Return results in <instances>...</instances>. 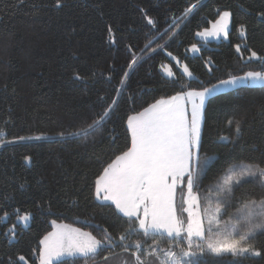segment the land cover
Returning <instances> with one entry per match:
<instances>
[{
	"label": "trees",
	"instance_id": "trees-1",
	"mask_svg": "<svg viewBox=\"0 0 264 264\" xmlns=\"http://www.w3.org/2000/svg\"><path fill=\"white\" fill-rule=\"evenodd\" d=\"M100 2L103 19L94 7L96 0H66V6L58 11L49 7L39 13L28 4L17 8V0H0V129L7 139L29 135L52 138L0 147V217L5 211L9 213L6 222L0 220L2 264H9L17 255L36 264L34 250L52 230L53 219L98 237L96 225L116 224L113 211L97 206L92 193L103 162L114 158L113 151L127 142V115L142 110L154 99L176 94L182 86L179 78L192 89L201 90L230 75L260 70L258 62H246L249 53L244 49L264 55V20L260 15L264 13V0H200L174 39L169 40L171 33L162 39L157 34L159 44L151 45L158 48L168 41L166 50L188 65L193 79L182 77L175 61L164 52L154 53L152 58L145 55L130 73L105 130L98 132L94 141L90 137L87 142H55L60 130H73L70 126L102 111L99 96L107 97L108 102L115 98L113 89L131 59L129 47L139 53L154 38L148 34L139 10L145 9L162 32L173 14L179 16L196 0ZM218 10L231 12L228 39L218 43L198 41L195 33L209 28L218 18ZM106 22L116 29L114 45L107 43ZM241 24L247 30L243 39L237 32ZM193 43L200 48L196 56L187 51ZM237 44L241 52L236 51ZM163 63H169L177 74L175 84L163 74ZM74 71L85 75L86 82L74 81ZM109 72L113 75L111 82L104 79ZM229 119L242 121L243 132L239 139L233 136V143L221 147L220 137L229 135ZM202 144L201 155L212 156L220 163L236 158L260 159L264 153V90H231L211 97L205 106ZM25 155L31 156L30 164L24 163ZM210 183L211 178L205 179L201 191ZM16 209L21 214L30 212L32 219L27 228L18 226L16 239L10 242L4 233L16 222ZM110 231L117 235L116 228ZM242 264H264V259H247Z\"/></svg>",
	"mask_w": 264,
	"mask_h": 264
},
{
	"label": "snow or ice",
	"instance_id": "snow-or-ice-1",
	"mask_svg": "<svg viewBox=\"0 0 264 264\" xmlns=\"http://www.w3.org/2000/svg\"><path fill=\"white\" fill-rule=\"evenodd\" d=\"M25 4L30 5L34 13H39L49 7L58 11L66 6V0H17L16 7ZM199 4L200 0H196L185 6L179 16L173 14L162 32L158 22L141 8L139 11L148 34L154 38L139 53L129 47L131 59L113 89L115 98L108 102L107 97L99 96L102 111L70 126L73 130H60L55 142H87L90 137L94 141L96 134L105 130L130 73L145 55L152 58L154 53L164 52L170 61H175L182 77L193 79L188 65L166 50L168 41L158 48L151 45L159 44V39L169 33V40L174 39L181 23ZM94 7L100 10L103 19L100 0H96ZM260 15L264 20V13ZM230 20V11L218 10V18L210 22L211 29L197 31L195 36L205 40L223 36L227 40ZM105 31L107 43L114 45L116 29L106 22ZM246 31L244 24L237 28L242 39L246 37ZM157 34L159 39L155 38ZM235 47L237 52L242 51L240 44ZM244 50L249 53L246 62H258L260 70L230 75L201 90L192 89L179 78L182 86L176 94L161 96L142 110L127 115L124 122L127 142L123 148L113 151L114 158L103 162L92 193L99 202L97 206L113 211L116 224L96 225L98 237L91 231L58 224L53 219L52 230L39 240L38 248L34 250L38 256L36 264H111L113 260H120L122 264H242L247 259H264V153L258 160L236 158L224 163L212 156L201 155L206 102L226 89L264 90V55L251 48ZM187 51L197 53L200 48L193 43ZM161 70L168 81L177 82V74L169 63H163ZM91 75L95 76V72ZM72 79L86 82L85 75L79 71L73 72ZM104 79L111 82L112 73ZM227 127L229 135L220 137L221 147L233 143V136L239 139L243 122L229 119ZM51 139L45 135L7 139L0 129V147ZM115 140L113 137L112 144ZM23 160L26 165L30 164L31 156L25 155ZM210 178L212 183L201 191L204 180ZM14 214L16 222L4 233L10 242L16 239L18 226L27 227L32 219L30 212L21 214L16 209ZM8 219L9 213L5 211L0 220L6 222ZM110 228H116V236ZM9 264H29V261L24 255H17L10 258Z\"/></svg>",
	"mask_w": 264,
	"mask_h": 264
},
{
	"label": "rangeland",
	"instance_id": "rangeland-1",
	"mask_svg": "<svg viewBox=\"0 0 264 264\" xmlns=\"http://www.w3.org/2000/svg\"><path fill=\"white\" fill-rule=\"evenodd\" d=\"M229 28H230V25H229ZM207 29H211V25H210V27L207 28ZM202 31H204V30H202ZM196 39H197L198 41H200V42H203V43H206V42H214V43H218V41H221V40L226 41V40L223 38V36H221V37H219V38L208 37L206 40H205V39L198 38V37H196ZM198 53H199V52H197V53H191V52H189V55H190V56H196V55H198ZM179 70H180V69H179ZM209 87H210V86H209ZM231 90H232V89H226V90L222 91L221 93L230 92ZM217 95H220V93L217 94ZM205 106H206V105H205ZM189 111H190V109H189ZM177 200L179 201V196L177 197ZM19 226H22L24 229L28 227V226L25 227L24 225H19ZM113 261H116V260H113ZM113 261H112V262H113ZM112 262H111V263H112Z\"/></svg>",
	"mask_w": 264,
	"mask_h": 264
},
{
	"label": "crops",
	"instance_id": "crops-1",
	"mask_svg": "<svg viewBox=\"0 0 264 264\" xmlns=\"http://www.w3.org/2000/svg\"><path fill=\"white\" fill-rule=\"evenodd\" d=\"M99 203V202H98Z\"/></svg>",
	"mask_w": 264,
	"mask_h": 264
}]
</instances>
